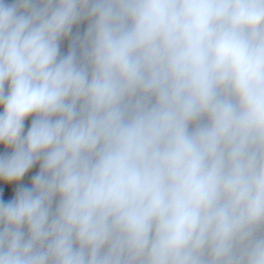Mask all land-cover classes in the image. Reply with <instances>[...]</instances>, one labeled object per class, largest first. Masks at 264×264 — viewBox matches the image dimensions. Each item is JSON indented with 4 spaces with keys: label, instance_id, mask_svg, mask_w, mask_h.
<instances>
[{
    "label": "clouds",
    "instance_id": "9594fccd",
    "mask_svg": "<svg viewBox=\"0 0 264 264\" xmlns=\"http://www.w3.org/2000/svg\"><path fill=\"white\" fill-rule=\"evenodd\" d=\"M0 109V264H264V0H0Z\"/></svg>",
    "mask_w": 264,
    "mask_h": 264
},
{
    "label": "crops",
    "instance_id": "0c3cea01",
    "mask_svg": "<svg viewBox=\"0 0 264 264\" xmlns=\"http://www.w3.org/2000/svg\"><path fill=\"white\" fill-rule=\"evenodd\" d=\"M5 2L9 5L13 4L15 0H5ZM88 26V21L84 20L81 23L75 25L72 30V36L63 39L61 41L60 51L61 53H67L70 51V45L72 43V38L76 35L83 36L84 32L86 31ZM7 91V86H6ZM2 111V109H0ZM31 123L25 122V134L27 129L30 127ZM11 150L5 149L3 146H0V154L8 155L10 154ZM39 172V163H37L32 169L26 173L25 177L18 183H14L12 185H4L0 183V189H3V198L5 200L11 199L14 197L16 188L20 187L21 185L25 187H31L32 177Z\"/></svg>",
    "mask_w": 264,
    "mask_h": 264
},
{
    "label": "built area",
    "instance_id": "2783aa9c",
    "mask_svg": "<svg viewBox=\"0 0 264 264\" xmlns=\"http://www.w3.org/2000/svg\"><path fill=\"white\" fill-rule=\"evenodd\" d=\"M62 55H67V53H61ZM31 120H32V117H29L27 120H26V122H29V123H31Z\"/></svg>",
    "mask_w": 264,
    "mask_h": 264
},
{
    "label": "trees",
    "instance_id": "16d2710c",
    "mask_svg": "<svg viewBox=\"0 0 264 264\" xmlns=\"http://www.w3.org/2000/svg\"><path fill=\"white\" fill-rule=\"evenodd\" d=\"M26 122V121H25ZM27 123V122H26Z\"/></svg>",
    "mask_w": 264,
    "mask_h": 264
}]
</instances>
